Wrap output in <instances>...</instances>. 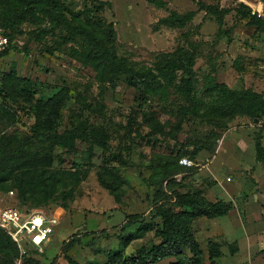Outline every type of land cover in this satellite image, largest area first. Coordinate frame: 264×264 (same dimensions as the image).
Masks as SVG:
<instances>
[{
    "label": "rangeland",
    "instance_id": "374dc122",
    "mask_svg": "<svg viewBox=\"0 0 264 264\" xmlns=\"http://www.w3.org/2000/svg\"><path fill=\"white\" fill-rule=\"evenodd\" d=\"M65 3L63 17L73 26L90 21L105 35L111 26L110 50L135 72L158 76L163 56L191 53L192 92L186 98L178 89V72L142 103L127 76L114 89L100 81L82 37L69 39L41 14L13 29L0 21L10 40L0 56V104L12 115L0 120V172L21 164L8 159L22 141L21 151L62 177L48 183L53 194L46 203L42 193L23 202L13 180L0 184V208L56 220L42 252L24 239L27 253L0 252V264H68L66 257L104 264L123 239L132 256L159 242L157 209L194 192L232 206L223 217L191 222L205 264L208 242L220 245L216 264H264V164L256 155L257 145L264 152V18L251 14L264 0ZM97 3L104 7L91 19L70 17ZM58 93L64 97L61 130L34 135V106Z\"/></svg>",
    "mask_w": 264,
    "mask_h": 264
},
{
    "label": "trees",
    "instance_id": "16d2710c",
    "mask_svg": "<svg viewBox=\"0 0 264 264\" xmlns=\"http://www.w3.org/2000/svg\"><path fill=\"white\" fill-rule=\"evenodd\" d=\"M103 3H97L92 9L85 8V11L77 15H71L72 19L78 21V16H85L91 19V14L102 11ZM69 11L65 0H0V21L5 28L13 29L14 26L23 21L37 20V14H41L52 23L54 28H62L69 39L82 37L84 43L83 51L86 59L96 73L100 81L109 84L114 89L120 76H127L128 85L138 93L139 100L145 103L148 97L161 92L165 84L172 83L178 72L182 73V78L178 89L182 94L189 98L192 92V66L193 55L180 49L173 54L163 56L156 65V74L152 71L135 72L120 61L108 44L112 42L114 34L111 26H108V34L105 35V28L94 27L87 21L86 25L78 27L69 23L63 17ZM102 25V24H101ZM5 36L10 40L5 30L0 26ZM101 32V36H99ZM7 47V48H8ZM6 48V49H7ZM6 52L0 53V56ZM64 105V97L61 93L53 96L46 102H37L34 106L33 115L35 125L32 128L34 135H41L46 132H59L62 128L61 114ZM12 115L0 104V120L11 118ZM72 134V133H69ZM61 138H65L62 135ZM25 143L19 141L15 151H9V159L13 164L7 167L6 171L0 172V184H5L9 180L14 181V186L18 191V197L23 201L31 200V196L37 193L44 194L41 203H46L53 192L48 193V183L56 184L62 180L60 174L42 168L37 162L35 155L24 153L20 148L25 147ZM257 160L264 164V152L260 145L256 146ZM19 169V170H18ZM18 170V171H17ZM73 178V175H71ZM35 189H38L37 191ZM27 195V197H26ZM69 195V193H68ZM179 208V210H177ZM185 208V209H183ZM232 206L230 203L206 202L199 193L177 194L172 206H160L157 209V217L161 220L160 229L155 231V236L159 239L158 243L151 246H142L136 250L134 255L127 256L125 249L129 240L123 239L116 251L106 254L104 264H158L167 259L174 261L169 264H205L204 252L191 231V222L197 218L216 219L228 214ZM148 232L144 230L143 233ZM73 238L66 244V250H70L76 243ZM0 252L6 256L18 254L16 244L12 239L0 229ZM221 256L220 245L216 242L207 244V262L216 264L215 259ZM68 264H77L69 257H66Z\"/></svg>",
    "mask_w": 264,
    "mask_h": 264
},
{
    "label": "built area",
    "instance_id": "2783aa9c",
    "mask_svg": "<svg viewBox=\"0 0 264 264\" xmlns=\"http://www.w3.org/2000/svg\"><path fill=\"white\" fill-rule=\"evenodd\" d=\"M251 14L264 18V8L254 6ZM8 43V38L0 28V53L6 50ZM9 194L13 195V192ZM55 224V219H47L38 212L26 213L13 208H0V229L12 239L23 255L27 253L24 249V239L36 251L42 252L43 246L50 241Z\"/></svg>",
    "mask_w": 264,
    "mask_h": 264
}]
</instances>
